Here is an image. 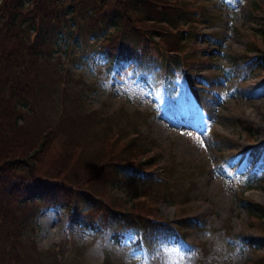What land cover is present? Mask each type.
<instances>
[{
  "label": "rangeland",
  "instance_id": "374dc122",
  "mask_svg": "<svg viewBox=\"0 0 264 264\" xmlns=\"http://www.w3.org/2000/svg\"><path fill=\"white\" fill-rule=\"evenodd\" d=\"M176 1L168 0L189 7L195 18L201 15L210 19V25H179L191 29L183 34L182 44L183 54L192 59L187 71L192 73L195 84L185 86L178 101L172 99L168 105L161 89L131 75L129 63L110 70L101 55L81 59L84 39L93 41L90 35H81L75 43L70 39L68 50L65 45L59 48L52 65L66 76L64 80L72 90L68 92L77 93L84 102L82 112L97 111L96 124L91 123L89 131L88 124L82 126L86 132H81L80 121L73 118L75 107L66 101L63 104L64 84L55 86V82L45 79L44 69L38 85L43 94L38 99L37 112H27L26 119L37 121L42 130L58 127L73 141L84 138L92 142L86 148L89 153L80 152L71 165L55 164L72 183L85 176V170L96 169L97 156L107 157L97 150L101 148L94 142L98 134L107 133L110 141L119 130L127 143L137 139L138 133L147 142L148 152L142 160L154 161L146 170L154 172L155 180L164 179L160 197L148 195L154 191L145 181L132 184L131 171L122 168L117 174L131 186L110 185L103 196L119 210H130L132 203L145 199L146 205H152L150 211H155V218L175 226L188 220L186 243L178 250L169 246L140 249L139 233L133 229L126 232L119 253L113 244L108 245L107 257L92 229H74L67 236L68 214L52 207L40 211L21 231L24 242L27 236L35 243L37 264H254L264 256V249H249L239 239V235L264 234L259 226L250 227L257 220L250 218L244 206V199H248L264 210V182L246 191L242 190L245 176H238L264 161V74L257 78L246 76L242 82L229 69L233 64L230 58L244 55L248 46L264 49L256 24L264 20V0ZM253 3L259 5L258 9ZM256 55V51L248 54L251 59ZM160 81L157 78V83ZM173 84L177 88V80ZM58 86L61 87L56 91ZM107 126L112 132L104 131ZM67 150L65 145L64 152ZM110 193L121 201L109 200ZM145 193L148 196H143ZM4 241L0 234L1 246Z\"/></svg>",
  "mask_w": 264,
  "mask_h": 264
},
{
  "label": "trees",
  "instance_id": "16d2710c",
  "mask_svg": "<svg viewBox=\"0 0 264 264\" xmlns=\"http://www.w3.org/2000/svg\"><path fill=\"white\" fill-rule=\"evenodd\" d=\"M253 4L258 9L259 5ZM258 21L260 44L264 46V20ZM190 22L210 25L209 19L201 15L195 18L189 7L168 0H0V234L5 237L0 245V264H37L35 243L27 236L24 242L21 231L41 209L56 205L68 214L67 235L69 230L79 227L94 230L104 243L107 257L108 243L118 247L126 232L133 229L139 231L138 245L144 248L177 247L184 243L188 220L172 226L155 218V211H150L152 205H146L145 199L132 203L130 210H119L103 196L110 185L131 186L130 181L117 174L122 168L131 171L132 184L145 181L154 191L148 195L160 197L164 179L159 182L153 178V171L146 170L154 161L142 160L148 152L147 142L138 133L137 139L126 143L122 131L113 135V141L106 138L107 133L100 136L96 131L98 137L94 142L101 147L97 150L107 157L97 156L96 169L85 170V176L72 183L62 170L58 172L55 164L71 165L80 152L89 153L86 148L92 142L83 138L74 143L58 127L42 130L38 126L41 124L26 117L37 112L38 99L43 94L38 85L44 69L45 79L55 82V86L64 84L63 104L66 101L75 107L73 118L80 121L81 132H86L82 126L88 124L89 131L90 124H96L97 111L82 112L84 102L77 93L68 92L72 90L64 73L52 65L59 48L67 46L70 39L77 42L81 35L93 37L92 43L84 39L81 59L100 54L107 59L110 69L131 63V75L147 85L154 83L153 76L160 75L166 92L173 85V78L190 81L192 73L187 70L192 59L183 54L182 44L183 34L191 31L185 28ZM181 23L185 27L181 28ZM249 47L244 55L230 58L232 70L241 67L244 78H257L264 74V49ZM252 51L257 55L251 59L248 54ZM185 72L188 76H184ZM60 87L54 89L59 91ZM104 131L112 132L108 126ZM164 171L169 172L168 168ZM245 179L246 188L264 182V167L246 173ZM109 196L113 202L121 201L111 193ZM244 206L250 218L257 220L250 227L259 226L263 231V208L248 199H244ZM241 240L252 250L264 249V234L243 235ZM254 264H264V256Z\"/></svg>",
  "mask_w": 264,
  "mask_h": 264
}]
</instances>
